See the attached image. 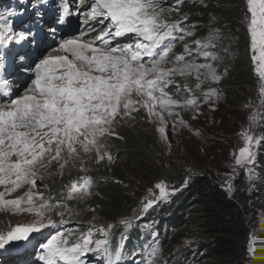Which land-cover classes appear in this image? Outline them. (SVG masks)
<instances>
[{"label":"rangeland","instance_id":"obj_1","mask_svg":"<svg viewBox=\"0 0 264 264\" xmlns=\"http://www.w3.org/2000/svg\"><path fill=\"white\" fill-rule=\"evenodd\" d=\"M164 2L97 0L90 4L91 14L101 15L98 8L103 10L99 23L109 19L110 27L107 28H113L114 22L119 20L126 25L125 29L120 28L122 32L119 35L113 33V38L108 40L106 47L113 52L88 50L70 57L61 50L62 61L55 54L58 48L61 49L58 44L70 41L72 36H66L72 34L58 35L54 27L48 26L49 39L53 41L55 37L59 42L54 43L55 46H42L47 38L36 41V34L32 33L36 27L31 20L36 19L38 23L42 14L58 16V10L69 6L66 17L78 23L83 15L73 13L80 11L74 6L78 4L76 0H0L1 44L9 45L10 49L17 48L23 56L21 62L17 56L14 58L15 69L22 74L16 75L7 102L0 103L2 107L14 108L13 112L17 113L12 116L11 123L0 130V154L8 134L20 126L18 117L25 113L41 114L46 119L55 115L60 120L57 138L62 142L51 153L47 151L43 162L32 170L25 192L21 193L17 186L0 188V257H5L0 264L12 263L11 259L18 254L29 256L25 264L42 261L95 264L101 257L100 252L105 250L102 231L95 235L96 231L91 230L94 235L88 237L86 234L82 245L68 243L93 222L96 230L102 228L100 224L107 227L112 223L101 219L94 211L84 209L91 200L90 173L97 163L124 169L127 180L123 189L140 211L149 212L170 201L173 191L168 185L157 182L154 187H149L148 181L137 171L128 168L124 157L112 156L111 132L116 129L118 133L122 132L121 127L131 113L134 115L131 117L132 128L137 134L149 133L150 129L157 131L166 152L165 158L176 169L191 171L204 165L202 152L208 144L215 145L214 149L217 147L213 157L209 156V162H216L218 175L227 189L235 191L239 184L249 200L252 239L247 264H264L259 251L264 243V0H249L250 58L255 86L262 94L258 107L248 98L242 103L230 101L214 89L199 92V96L192 97L193 103L188 100V104L183 105L173 101L171 93L164 88L172 73L199 68L200 72L194 70L191 77L201 84L203 80L216 82L218 78L208 64L195 66L189 61L191 54L198 51L197 47L193 48L196 46L193 43H185L186 55L168 58L171 50L178 49L186 37L175 35L158 13V7ZM102 31L94 37H99ZM121 37L127 41L119 39L116 43ZM106 38V34L101 36L99 44L93 47L103 50ZM67 42L65 44H69ZM117 45L119 49H115ZM2 48L0 58L14 53ZM81 60H84L82 64ZM26 65L31 68L27 69ZM31 69L36 70L34 74L30 73ZM185 93L186 96L189 94ZM192 140L197 144L195 149L189 145ZM48 147L51 150L52 144ZM55 177H73V182L65 191L53 196L48 187ZM143 220L134 223L139 224V232L151 242L145 252L153 259H160L163 252L152 242L157 222ZM71 222L81 225L74 229L76 225ZM19 226L32 230L19 234L16 231ZM33 229L37 232H32ZM36 234L38 237L34 238ZM190 243L186 238L175 244L177 257L171 264H183L179 254ZM151 264L160 262L151 261Z\"/></svg>","mask_w":264,"mask_h":264},{"label":"trees","instance_id":"obj_2","mask_svg":"<svg viewBox=\"0 0 264 264\" xmlns=\"http://www.w3.org/2000/svg\"><path fill=\"white\" fill-rule=\"evenodd\" d=\"M158 13L175 35L187 39L181 41L178 49L171 50L168 58L186 55L185 43H193L198 51L191 54L189 61L195 66L208 64L218 78L216 82L203 80L201 84L191 77L194 70L200 72L199 68L172 73L164 88L175 103L185 105L188 100L193 103L192 97L199 96V92L214 89L230 101L242 103L248 98L253 106L260 105L262 94L256 87L250 58L249 0H165ZM185 92L189 94L186 96ZM128 117L122 132L117 129L111 132L112 156L124 157L128 168L137 171L149 187L157 182L168 185L173 191L170 201L149 212L140 211L123 189L127 180L124 169L97 163L90 173L91 200L84 209L112 223L107 227L97 224L102 228L96 230L93 222L68 244L82 245L86 234L94 235L91 230L96 231L95 235L102 231L105 239L102 257L117 256L132 264H151L156 260L171 264L177 257L175 244L187 238L191 243L179 254L183 264H247L252 239L249 200L238 183L235 191L227 189L218 175L216 162H209L217 147L208 144L202 152L204 165L191 171L176 169L166 160L157 131L149 128V133L139 135L132 128L134 115ZM189 145L195 149L197 144L192 140ZM72 182L73 177H55L48 191L56 196ZM142 218L157 222L152 242L163 252L160 259L145 252L151 242L139 232ZM71 223L76 225L74 229L81 225ZM259 251L264 257V243Z\"/></svg>","mask_w":264,"mask_h":264},{"label":"bare ground","instance_id":"obj_3","mask_svg":"<svg viewBox=\"0 0 264 264\" xmlns=\"http://www.w3.org/2000/svg\"><path fill=\"white\" fill-rule=\"evenodd\" d=\"M95 2H97V0H81L78 4H74L75 7H79L78 9H80V11L75 12L74 10L73 13L74 14L76 13L79 16L83 15V18L80 19V21L78 20V23L80 24L77 23V26H81V27H78L79 28L78 33L80 32L82 33L80 34L76 33V35L73 34L71 35L72 37L69 38L70 41L68 42L64 41V44L62 43L58 44L59 46L58 45L57 46L60 47L61 49L58 48L55 53L57 58L59 57V59L62 60L61 55L63 54L60 53L61 50H63L64 54H68L70 57L72 55L77 57V55L85 54L88 50H92L96 52H98L99 50V53L103 52L104 50H109L106 47V44L108 43L109 39L113 38L112 34L114 33L115 35H119V33L122 32L120 31V28L125 29L126 25L119 20H116L114 22L113 28H107V26L110 27L107 21L109 19L106 20L107 22L102 20L101 23H99V18L101 19L103 16V10L101 8H98L99 13H101V15H97V13L94 15L90 13L89 8H88L90 4L95 3ZM86 8H88L87 11H86ZM43 15L44 14H42V17H43L42 20L40 21L38 20V26L42 25V28L38 27V29L47 38L42 46H47L49 44H53V46H55L54 43L59 42V41L55 37L53 41L49 39L50 36L48 35V31L46 30V27L49 25L51 26L52 24L51 22H58L59 18L56 17L54 14H51L50 16H46V15L43 16ZM28 17H30V15H28ZM49 18H52V21L50 22V24L48 22ZM35 20L36 19L31 20L33 21L32 25L33 24L35 25L36 23ZM70 20L72 23L74 19L71 18ZM0 25H2V22H0ZM89 26H92V27L89 28ZM101 28L103 29V31L101 32L99 37H94L96 33L102 30ZM113 29L115 32H113ZM55 31L56 33H58V35H63L67 32H71V27L70 26L62 27L60 25V22H58V25L55 28ZM104 31H105V34L107 35V38H106L107 42L103 46V50H100L93 46H96V44L97 45L99 44L101 40L100 39L101 36H105ZM34 33L36 34V38L40 36L38 32H34ZM91 39H94V40H91ZM119 39L127 41V38L121 37V38H118V40H116V43L119 41ZM66 42L69 44H65ZM125 43L126 42H124V44ZM0 47H4L2 48V50L6 52L8 51L10 52V50L14 51L16 53L14 54V56H17V59H20V62H21V59L23 56L20 53V51L18 52L16 51L17 48L16 50L10 49L9 45H2V44ZM115 49H119V46L117 45ZM109 51L113 52L112 50H109ZM48 54L50 53L48 52ZM67 60H69L68 56H66L65 58V61ZM79 62L80 64H82L84 60H81ZM31 65L30 67L26 65L28 66V68L27 67L26 68L30 69ZM35 71L31 69L30 73L34 74ZM11 72L12 74L19 73V71H17L15 68H12ZM7 98L3 99V101L7 100ZM9 107L10 106L2 107V105H0V118H3V120L0 121V130L5 129V127L8 126L13 120L12 116L14 114L15 115L17 114L16 112H13L14 108L12 107L9 108ZM3 113H5V115ZM3 115L6 118H4ZM17 123L20 124L19 128H17L14 133L8 134V141L3 144V147L1 150L2 154H0V188L17 186L19 191L23 193L28 189V179H29V175L31 174L32 170L37 169L38 165L43 162L47 154V151L51 153L53 150L56 149L55 147L58 146L62 142L58 140L57 138V134L59 132L60 120L55 118V115H53L52 119L51 117L49 119H46L41 114L28 115V113H25L23 116L18 117ZM25 123H29V124L26 126ZM70 137L72 138V135ZM51 144H52V149L50 150L51 147H48V146ZM8 204H11V203H8Z\"/></svg>","mask_w":264,"mask_h":264},{"label":"water","instance_id":"obj_4","mask_svg":"<svg viewBox=\"0 0 264 264\" xmlns=\"http://www.w3.org/2000/svg\"><path fill=\"white\" fill-rule=\"evenodd\" d=\"M1 40H2V37H1V34H0V44H1ZM31 230H32L31 227H26V226H19V227L16 229L17 233H19V234H23V233H25L26 231H31ZM32 232H37V229H33ZM23 236H24V235H23ZM37 237H38L37 234L34 235V238H37ZM21 238H22V235H21Z\"/></svg>","mask_w":264,"mask_h":264}]
</instances>
